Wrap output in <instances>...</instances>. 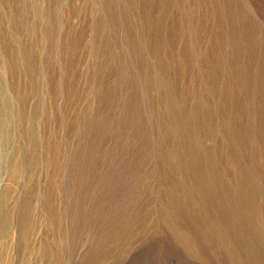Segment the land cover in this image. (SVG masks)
Listing matches in <instances>:
<instances>
[{
  "label": "rangeland",
  "instance_id": "obj_1",
  "mask_svg": "<svg viewBox=\"0 0 264 264\" xmlns=\"http://www.w3.org/2000/svg\"><path fill=\"white\" fill-rule=\"evenodd\" d=\"M0 264H264V0H0Z\"/></svg>",
  "mask_w": 264,
  "mask_h": 264
}]
</instances>
